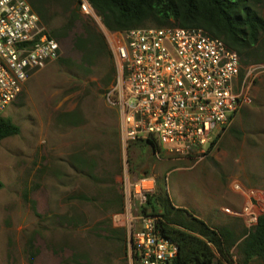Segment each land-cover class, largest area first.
Segmentation results:
<instances>
[{
  "label": "rangeland",
  "instance_id": "374dc122",
  "mask_svg": "<svg viewBox=\"0 0 264 264\" xmlns=\"http://www.w3.org/2000/svg\"><path fill=\"white\" fill-rule=\"evenodd\" d=\"M256 9L264 18V0ZM63 11L52 5L49 32L67 24ZM83 18L107 49L86 61L75 46L77 23L58 40L59 60L35 72L0 115L21 129L0 141V264H29L30 252L35 264H131L121 216L125 179L149 175L157 194L165 191L175 207L214 228L231 227L240 244L253 227L224 210L243 211L245 198L235 191L241 185L257 193V216L264 213V61L243 66L251 102L204 160L157 157L145 142L124 146L119 114L107 101L116 81L108 30ZM232 255L238 264V249ZM215 264L227 263L217 256Z\"/></svg>",
  "mask_w": 264,
  "mask_h": 264
},
{
  "label": "built area",
  "instance_id": "2783aa9c",
  "mask_svg": "<svg viewBox=\"0 0 264 264\" xmlns=\"http://www.w3.org/2000/svg\"><path fill=\"white\" fill-rule=\"evenodd\" d=\"M80 11L102 22L87 0H81ZM106 37L116 67L107 101L119 114L125 147L154 142L157 157L166 153L200 163L251 102L238 53L202 29L140 28L107 31ZM60 56L59 42L27 0H0V115L35 72ZM157 185L153 175L125 179L121 216L131 264H174L178 256V247L161 231L162 218L146 209ZM235 191L245 198L243 211L224 212L256 226L257 193L241 185Z\"/></svg>",
  "mask_w": 264,
  "mask_h": 264
},
{
  "label": "trees",
  "instance_id": "16d2710c",
  "mask_svg": "<svg viewBox=\"0 0 264 264\" xmlns=\"http://www.w3.org/2000/svg\"><path fill=\"white\" fill-rule=\"evenodd\" d=\"M27 1L47 30L55 20L51 14L52 5H61L65 15H70L61 29L48 31L57 41L71 35L77 23H81L82 33L76 37L75 46L86 54V61L107 49L104 40L93 34L90 22L79 13L81 0ZM87 1L110 32L170 27L202 29L208 36L222 40L229 49L237 52L242 66L249 67L264 61V18L256 9L260 0ZM110 56L112 58L111 53ZM20 132V127L10 118L0 117V141ZM218 140L211 145L209 153ZM146 144L153 152L159 151L154 142ZM146 209L162 218L160 227L164 237L178 247L174 264H215L217 256L227 264H234L233 249H238V264L264 260V213L239 244L242 236L234 229L229 226L214 228L192 211L175 207L165 191L150 197ZM36 256L30 252L29 264H35Z\"/></svg>",
  "mask_w": 264,
  "mask_h": 264
}]
</instances>
